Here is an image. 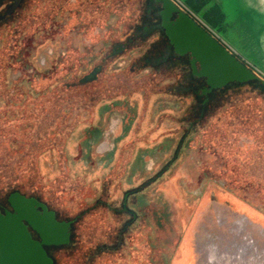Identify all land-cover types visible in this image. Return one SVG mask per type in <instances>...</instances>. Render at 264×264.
Here are the masks:
<instances>
[{
  "label": "rangeland",
  "instance_id": "rangeland-1",
  "mask_svg": "<svg viewBox=\"0 0 264 264\" xmlns=\"http://www.w3.org/2000/svg\"><path fill=\"white\" fill-rule=\"evenodd\" d=\"M224 2L227 39L256 60L240 18L260 0ZM142 4L96 0L91 28L58 26L51 4L42 26L38 2L0 24V200L75 220L93 264H264V120L254 132L227 116L255 100L264 117V91L206 97L183 69L149 65L160 36Z\"/></svg>",
  "mask_w": 264,
  "mask_h": 264
},
{
  "label": "water",
  "instance_id": "water-1",
  "mask_svg": "<svg viewBox=\"0 0 264 264\" xmlns=\"http://www.w3.org/2000/svg\"><path fill=\"white\" fill-rule=\"evenodd\" d=\"M228 1V0H226ZM253 0H251L252 2ZM258 2V1H257ZM163 17L170 21L172 15L179 13V18L173 24L165 25L171 43L180 55L191 53L196 63L201 65V76L208 79L212 89H220L230 83H247L264 78V10L251 9L243 11L241 22L250 33V40L246 38V48L256 60L243 59L227 39L228 12L224 0H208V4L198 14L203 18L212 9L217 8L224 16L219 25V33L225 48L209 36L187 14L180 12L171 0L164 1ZM260 7L264 9V0H260ZM226 33V34H225ZM12 204L16 211L13 215L0 213V264H54L49 258L43 245H63L69 242L67 225L64 228L54 221V214H48L44 224L36 218L33 210L34 204L20 195L12 196ZM34 224L42 236L43 242L32 240L23 221ZM40 225V226H39Z\"/></svg>",
  "mask_w": 264,
  "mask_h": 264
},
{
  "label": "flooded vegetation",
  "instance_id": "flooded-vegetation-1",
  "mask_svg": "<svg viewBox=\"0 0 264 264\" xmlns=\"http://www.w3.org/2000/svg\"><path fill=\"white\" fill-rule=\"evenodd\" d=\"M142 8L139 9L140 19H143L145 13L149 20V26L144 29L146 33L154 34L157 33L160 36V39L157 43H155V47L153 49V56L151 59L147 60V63L150 65L154 60L156 62V66L161 65V62L170 63L171 67L173 68H181L183 69V74H185L187 81V90L195 93H201L202 95L208 97L213 95L214 93L221 92L222 90L226 89L229 85L235 84L230 83L227 86L220 88V89H212L208 83V79L204 76H201V65L196 63L195 68L193 66V56L191 53H187L184 55L178 54L176 51V47L171 43L170 38L167 35V30L165 25L169 24L170 22L173 24L178 20L179 13L176 12L170 18V21H165L163 17L164 12V1L165 0H142ZM174 4L178 7L180 12L187 14L192 20H194L198 26H200L209 36H211L218 44L225 48L223 41L221 40L219 33L214 31V26L210 23L207 19L206 14L203 18L198 17V14L203 9V5L199 8H193L189 1L187 0H171ZM41 5V25H44V9L46 10L48 4L53 5L57 9H61L60 17L57 19V23L61 26L66 24L70 25L73 20L79 21L80 24H85L88 28L92 27L96 23V18L85 17L82 16L81 13L88 11L90 6L96 5V0H91L89 5L83 4L85 8L81 9V3L79 0H0V24H3L8 19H12L14 16L23 14L25 12L28 13L33 8L32 5L34 3ZM55 2V4L53 3ZM95 8V7H94ZM146 9V11L144 10ZM217 9V8H215ZM33 10V9H32ZM102 10H99V13H102ZM218 10V9H217ZM215 11V10H214ZM219 11V10H218ZM106 13V12H105ZM67 16H66V15ZM64 15V16H63ZM66 17V18H65ZM74 17V18H72ZM90 18L88 23H85L84 20ZM82 19V20H81ZM83 22V23H81ZM73 23H75L73 21ZM79 25V24H78ZM80 26V25H79ZM110 26V25H108ZM67 27V26H66ZM76 25H73L75 29ZM107 27V25L105 26ZM220 32V30H219ZM137 35V33H136ZM133 35L132 37H134ZM131 40V39H130ZM129 40V41H130ZM145 41V40H143ZM169 72V71H168ZM170 74H173L172 69H170ZM205 102H208L206 99ZM20 195L25 197L27 200L32 201L34 204L33 210L36 213V218L40 219L41 222L44 224V220L46 219L48 214H54V221L56 224L61 225V228H64V225H67L68 235H69V242L63 245H43V249L46 251L49 258L52 259L54 264H93L89 262H85L83 259V254L81 252V246L75 243L77 241L78 235V228L77 223L73 219L64 218L58 211L52 209L44 199L37 198L35 196H27L21 193H14L8 197L7 200H0V213L2 215H6L7 213L18 215L12 204V196L13 195ZM126 202V201H125ZM24 225L27 227L28 232L31 235L33 241L42 243L43 239L39 231L35 228L38 222H29L24 220ZM35 224V225H34ZM40 226V225H39ZM79 242V241H78ZM73 253V254H71ZM75 253V254H74Z\"/></svg>",
  "mask_w": 264,
  "mask_h": 264
},
{
  "label": "trees",
  "instance_id": "trees-1",
  "mask_svg": "<svg viewBox=\"0 0 264 264\" xmlns=\"http://www.w3.org/2000/svg\"><path fill=\"white\" fill-rule=\"evenodd\" d=\"M187 1H189L190 5L196 9H199L202 5L205 7L208 4V0H187ZM212 10H211L212 12L210 11L211 13L209 12L210 14L206 16V19L210 23H212L213 26L217 27L221 25V23L223 22L224 16L217 9L214 8ZM219 30L222 31L221 29ZM262 78L255 79L247 83L231 84L226 89H229L233 86H239V85H244V84H249V83H257V84L259 83L260 84L259 88L264 91V78L263 79ZM247 102L248 103H243L242 105L241 104L237 105V107L234 105V107L231 109L229 114H227V116L237 119L238 123L240 124L243 123L244 126H246V129H249L255 132L259 129L258 125L262 124V120H264V117L262 116V118H260L259 116L260 114H258L260 110L257 107L258 104L256 103L255 100L254 101L251 100V102L250 101H247ZM261 114L264 115V110L261 112Z\"/></svg>",
  "mask_w": 264,
  "mask_h": 264
}]
</instances>
